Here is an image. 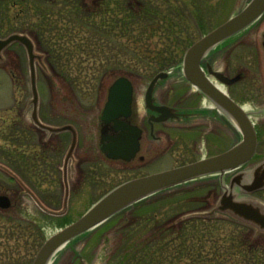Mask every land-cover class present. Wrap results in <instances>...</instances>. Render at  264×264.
<instances>
[{
	"label": "rangeland",
	"instance_id": "rangeland-1",
	"mask_svg": "<svg viewBox=\"0 0 264 264\" xmlns=\"http://www.w3.org/2000/svg\"><path fill=\"white\" fill-rule=\"evenodd\" d=\"M107 1L110 2V10H133L137 21L132 32L125 28L122 32L119 26L118 29L112 27L108 37L99 33L97 39L100 48L93 56L88 55L82 41L87 31L78 20L95 14L100 22L106 21L105 17H101L102 9L107 8ZM126 1H0V38L12 33H25L33 40L35 51L41 56V60L36 62L40 119L43 121L44 118L46 124L55 126L62 123L61 119L55 117L56 113L68 114L71 119L86 116V133L92 135L93 141L87 146L92 148L94 154V161L84 165L86 182L81 188L70 191L68 212L63 211V199L67 196L62 190V180L65 179L62 169L54 181L59 182L58 188L39 177V180L33 181L38 187L37 192L29 184L32 181H24L16 174L13 165L17 156L14 146L17 128L13 121L4 122L1 118L12 114L8 110L20 108L30 114L33 94L26 49L18 43L12 44L3 52V60L0 61V169L9 173L15 182L0 173L3 183L0 194L12 198L10 188H13L21 190L20 196L24 198L22 209L15 206V209L5 212L0 210V264H33L49 238L79 220L95 202L117 185L196 162L206 155L224 153L242 139L239 129L231 121L229 131L226 127L224 130L217 127L209 133L183 134L158 126V129H164L169 140L154 146L143 145L139 153L144 157L143 161L135 158L124 163L100 155L96 143V117L100 115L113 81L127 76L141 86L160 71L170 72V80L164 83L162 90L164 97H169L166 95L169 92L167 89L180 86L179 80L184 76L175 73L174 69H180L186 51L240 12L251 0ZM63 3L75 6L67 7ZM69 8H74V11L68 14L71 11ZM51 13H54L53 22L62 31L52 33L49 23L42 21L45 16L48 20ZM64 13L63 18L56 20V14ZM154 13L159 15L155 19V26L148 24L145 18ZM69 16L72 20L68 19ZM106 16L110 17V14ZM257 25L235 35L223 50L217 51L218 62L222 64L225 61L232 78H237L240 72L245 73L240 83L243 90L237 89L239 84L234 85L230 95L243 106H251L253 113L256 111L251 114V120L257 132L258 148L254 159L247 165L248 169L264 161V91L259 90V85L264 86L263 30ZM173 94L171 92L170 96ZM52 98L54 106L49 104ZM99 98L101 102L97 107ZM75 165L76 162L72 160L70 173L66 170L68 179L74 178ZM55 166L62 168L63 161L56 162ZM230 176L224 179V183H229ZM224 183L219 176H211L143 199L77 239L73 249L65 246L55 255L52 264H194L190 262L191 256L201 251L205 256L209 251L215 253L217 249L225 253L229 248L230 252L233 249L240 252L234 255L231 264H264V234L231 221L225 222L221 215L219 218L216 215H190L194 212H211L224 191ZM40 194L54 208L47 206ZM254 198L264 203V190L255 194ZM35 201L39 209H36ZM54 209L61 214H54ZM242 255L247 257L244 259Z\"/></svg>",
	"mask_w": 264,
	"mask_h": 264
},
{
	"label": "water",
	"instance_id": "water-1",
	"mask_svg": "<svg viewBox=\"0 0 264 264\" xmlns=\"http://www.w3.org/2000/svg\"><path fill=\"white\" fill-rule=\"evenodd\" d=\"M263 12L264 0H251L249 4L231 19L194 43L188 49L184 58V72L186 77L193 83H198L203 91L213 97L217 104L224 109L240 129L243 136L242 141L233 146L230 150L219 155L168 171L132 179L118 185L96 202L79 220L49 238L40 249L33 264H50L52 256L66 244L73 243L75 238L100 226L116 214L135 205L143 199L174 186L201 178L213 175H221V178H223L226 173L238 170L251 161L256 153L258 140L256 130L249 115L231 99L210 86L208 81H204L202 73L197 76L196 71L199 69L200 60L210 49L246 29L256 21ZM14 43L22 44L27 52L33 94L31 104L34 109L32 113L34 121L42 129L51 132L59 133L66 131L70 127L56 129L43 124L38 118L40 96L37 85L36 62L41 60V56L36 53L33 40L25 33H12L6 38H0V61L3 60V52ZM167 76V72H160L157 74L152 81L149 93L152 92L155 83L159 79H164ZM235 80H237V78L233 81ZM126 81V78L121 77L112 86L110 94L112 95L121 83H127ZM128 92L130 93L129 88ZM119 123L123 125V123ZM124 127L132 130V132L134 131V144L129 148L118 146L114 148L111 151L112 153L108 156L112 159L130 161L139 151L138 139L140 131L130 126ZM120 138V143H127L125 141H128V138L125 133L120 134ZM73 148L74 146L72 149ZM237 189L239 190L238 192ZM263 189L264 161H261L252 169L241 171L232 177L230 184L224 186V192L211 212L205 214L192 213L190 215L192 217H214L215 215L218 216L222 214L236 222L255 229L259 234H264V203L253 197L255 192ZM240 192L243 195L241 197L239 195ZM66 196L65 209L63 211H68V191ZM8 200L6 196L0 197V201L4 202L3 207H8L9 204H6ZM54 214L60 215L61 213L56 211Z\"/></svg>",
	"mask_w": 264,
	"mask_h": 264
},
{
	"label": "flooded vegetation",
	"instance_id": "flooded-vegetation-1",
	"mask_svg": "<svg viewBox=\"0 0 264 264\" xmlns=\"http://www.w3.org/2000/svg\"><path fill=\"white\" fill-rule=\"evenodd\" d=\"M260 20L261 23L259 24L258 22ZM263 22L264 14L252 26H256L258 24L257 26L263 30L261 35V48H263L264 51ZM250 28L244 32L248 31ZM229 40L209 51L208 54L201 60L200 68L213 87L217 88L223 94L228 95L239 106L245 107L240 101L230 95V89L234 85L239 84L237 89L243 90V86L240 83L243 81L245 73L240 72L237 76L238 79L235 82L230 83V81L235 77H231L224 60L222 61V64L221 62H218L219 57L217 54L219 53L217 51L223 50L225 48V44L228 43ZM256 48L260 47L257 46ZM258 54L260 61L262 62L259 50ZM176 69L177 74H183L181 67L180 69ZM129 80L132 85V97L129 103V113L126 114L125 109L123 110L121 107L122 110L120 119L129 125L138 127L141 130L140 151L143 145L154 146L162 143L163 140L168 142L169 139L164 134V129H158V126L172 128L183 134L208 131L213 132L215 131L214 128L217 127L223 128V130L226 127L228 131L230 130V120L227 114L222 109L217 108L213 100L210 99L198 85L191 83L184 76L179 80L180 86L174 88L170 87L167 89L169 91L166 94L169 95L167 98L164 97L165 94H162V90L164 88V83L170 80V77L164 81L158 82L154 88L150 101L146 99V92L150 81L146 85L138 86L137 82H135L132 78H129ZM259 90H261V92L264 91V86L262 84L259 85ZM171 92H174L172 96H170ZM53 101V98L50 99L49 104L51 106H54ZM121 101L124 103L125 99L123 100V98H121ZM100 102L101 98L98 99L97 107H99ZM108 102L109 88L106 99L100 109V115L96 117L97 149L101 156H104L109 160V151L104 152V149L117 146L116 142L121 134V131L119 130L116 122L112 120V115H104V110ZM160 107H165L167 111H158L157 108ZM115 111H118V109ZM8 112L12 114L6 115L1 119H3L4 122H7L8 120L13 121L15 127L17 128L16 132L18 135H16L17 139L15 140L14 145L17 148V156L15 158V165L13 166L16 167V174L20 177V179L22 178L24 181H32L29 184L34 192L38 191V187L33 181L39 180V177L42 180L52 183L53 187L58 188L59 182L54 181L58 179L59 170L62 169L64 171L63 175H65L67 171L69 174L71 171L70 164L72 163V160H74L76 162L75 175L74 178H69L70 191L81 188L82 184L85 183L87 179V171L84 165L94 161L92 159L94 157L93 150L91 147L87 146L88 143H92L93 141L92 135H87L86 133V116H76L77 118L74 117L71 119L68 114L56 113L55 117L61 119L62 123L55 126L69 125L70 128L66 131L54 133L51 131L48 132L39 127L33 119V111L29 114V111L24 108H20L14 111L8 110ZM107 118L111 119V121L107 122ZM42 119L44 121L42 122L45 123V119ZM73 144H75V147L72 154H70V148ZM139 153L136 158L143 161L144 157L140 156ZM3 154L5 155L4 151ZM206 156L208 157V155ZM58 161H63L62 168L60 166H57L58 169L56 168L55 163ZM66 162L68 163L67 166ZM1 170L2 169H0V173L2 175L8 177L11 182H15V179L10 176L9 173ZM65 183L66 179L64 181L63 178V191H65ZM2 184L3 183L0 181V187H2ZM10 192L12 198L7 196L9 199L6 203L9 204L7 208L3 207L4 202L0 201V210L4 212L9 209H15L13 208L15 206L20 208L22 198H24H21L20 196L21 190L10 188ZM6 195L7 194H0V197ZM39 196L43 199L47 206L54 208L49 205L46 198H44L41 194ZM34 205L36 209H39V205L36 201L34 202ZM20 209H22V207Z\"/></svg>",
	"mask_w": 264,
	"mask_h": 264
},
{
	"label": "trees",
	"instance_id": "trees-1",
	"mask_svg": "<svg viewBox=\"0 0 264 264\" xmlns=\"http://www.w3.org/2000/svg\"><path fill=\"white\" fill-rule=\"evenodd\" d=\"M115 1H118V0H115ZM123 2H127L126 0H122ZM73 3V2H72ZM124 3V5H126ZM63 5L67 6L66 4L63 3ZM74 5L72 4H68L67 7H74ZM110 6V2L107 1V8L106 9H102V17H105V20L106 21H99L97 19V15L95 14H92V15H87L85 18L81 19V20H78V23L81 25V27L87 31V36H85V38L82 40L84 45H86V48H85V51L87 50V53L88 55H92L95 54V51L98 50L100 48V44H99V40L97 39V36L99 33H103L105 37H108L111 35V30H112V27L114 29H118L119 26L120 28H122V32L126 29V31H131L133 30V25L134 23L137 21L135 20V16L136 14L134 13L133 10L129 9V8H122L120 10V12H118V10H110L111 8H109ZM77 9V8H75ZM69 11L68 14L70 12H73L74 11V8H69ZM80 11V9H78ZM104 10V11H103ZM101 12V13H102ZM124 12V13H123ZM36 13V11H35ZM23 14V12H22ZM107 14H110V17H107L106 15ZM65 15L64 14H56V20L59 19V18H63ZM32 17V14L30 15ZM28 15V18L30 17ZM159 15L154 13L151 14V15H146V22H148V24L150 25H153L155 26L157 24V22L155 23V19H158ZM30 17V18H31ZM52 18V19H51ZM53 19H54V13H51V16L50 18L48 17V20H47V17H43V20L44 22H46L45 24L49 23V26L52 30V33L53 32H56V31H62L58 28V24H56V22H53ZM69 20H72V18L69 16L68 17ZM74 19V18H73ZM55 20V21H56ZM128 23V21H130ZM140 20V18L138 19ZM102 27L106 28V29H103ZM125 28V29H124ZM108 29V30H107ZM57 42V41H55ZM225 222H227V220H225ZM229 222V221H228ZM204 248V247H202ZM233 249V248H232ZM215 253H212L211 251H209L208 253H206L205 256H203L204 254V251H201L200 254H196L195 256H191L192 257V263L194 264H229L231 262V260H233V257L234 255H237L239 254V249L238 250H232V252H230V248L227 249L228 251H226L225 253H222V251L220 250H217L215 249ZM212 255H214V258L212 257ZM242 257L245 259L247 256L246 255H242ZM209 258V259H208ZM231 264V263H230Z\"/></svg>",
	"mask_w": 264,
	"mask_h": 264
},
{
	"label": "bare ground",
	"instance_id": "bare-ground-1",
	"mask_svg": "<svg viewBox=\"0 0 264 264\" xmlns=\"http://www.w3.org/2000/svg\"><path fill=\"white\" fill-rule=\"evenodd\" d=\"M176 71H177V69L175 68V69H174V72L177 73ZM206 78H207V77H206ZM207 79H208V78H207ZM252 109H253V108H252L251 106H246V107H244V110H245V112H246L247 114H251L252 111H253ZM250 116H251V115H250ZM241 136H242V134H241ZM242 139H243V136H242ZM240 141H241V140H240ZM240 141H239V142H240Z\"/></svg>",
	"mask_w": 264,
	"mask_h": 264
}]
</instances>
